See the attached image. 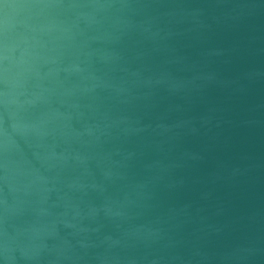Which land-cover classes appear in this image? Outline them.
Instances as JSON below:
<instances>
[{"label":"water","instance_id":"water-1","mask_svg":"<svg viewBox=\"0 0 264 264\" xmlns=\"http://www.w3.org/2000/svg\"><path fill=\"white\" fill-rule=\"evenodd\" d=\"M0 264H264V0H0Z\"/></svg>","mask_w":264,"mask_h":264}]
</instances>
